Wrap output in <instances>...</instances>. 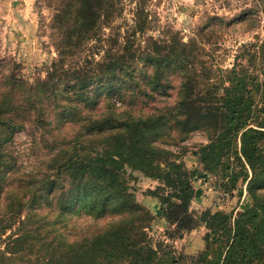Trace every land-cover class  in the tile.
Masks as SVG:
<instances>
[{
  "label": "trees",
  "instance_id": "16d2710c",
  "mask_svg": "<svg viewBox=\"0 0 264 264\" xmlns=\"http://www.w3.org/2000/svg\"><path fill=\"white\" fill-rule=\"evenodd\" d=\"M48 1L57 56L47 66L46 75L33 82L11 73L0 77V147L24 127L26 118L35 126L48 122L42 115L44 98L56 114L74 115L82 100L93 108L89 92L103 76L110 77L107 93L120 95L124 105L119 111L110 107L109 117L93 119L106 122L90 128L97 135L107 131L98 142L99 148L81 152L76 146L71 150L60 147L51 154L49 171L34 183L36 191L6 198L10 209L5 223L18 220V226L0 248V264H182L179 258L167 255L169 244L152 241L148 233L155 214L135 198L130 179L136 170L156 181L145 194L157 198L169 236L182 235L198 225L206 228L202 249L182 254L188 264H264V193L257 192L264 187V111L261 113L254 103L253 85L248 86L249 81L257 82V77L234 66L229 69V84L223 85L216 100L198 102L192 97L195 86L181 84L180 97L172 104L145 112L142 98L168 94L172 85L161 64L169 66L172 60L168 53H161V45L152 36L147 38V46H134V31L141 30L143 20L137 25L134 18L131 31L126 29L120 41L118 27L110 32L105 58L90 72L85 67H65V60L89 38L100 40L104 25L116 27L112 22L121 14L120 0ZM141 10L137 5L138 17ZM257 46L263 48L256 50L260 66L264 39ZM140 58L153 67L149 74L134 77ZM15 90L16 95L22 91L26 96L29 117L21 112L15 116ZM196 128L207 136L194 150L200 169L213 174L222 170L218 175L226 190L240 177L246 181L251 203L243 211L191 207L195 192L192 178L197 169L188 168L180 150L169 145L184 140ZM230 156L239 169L231 168ZM41 199L49 214L46 254L20 261L26 238L38 230V223H32L31 209L22 214L20 208L31 201L39 206ZM73 207L91 223L83 220L75 229L76 219L65 230L63 216Z\"/></svg>",
  "mask_w": 264,
  "mask_h": 264
},
{
  "label": "rangeland",
  "instance_id": "374dc122",
  "mask_svg": "<svg viewBox=\"0 0 264 264\" xmlns=\"http://www.w3.org/2000/svg\"><path fill=\"white\" fill-rule=\"evenodd\" d=\"M49 3L48 0H0V77L3 73H11L33 82L46 75L47 66L57 56L49 27L52 13ZM119 5L121 14L112 22L116 27L112 29L104 25L101 39L89 38L80 50L66 58L65 67H85L90 72L95 70L97 61L105 58L106 49L110 47V32L113 33L118 27L120 41L126 29L131 31L135 24L133 20L137 18V25L143 20V26L141 30L134 31V46L138 43L147 46V38L152 36L161 45V53H168L172 60L169 66L161 64L172 85L168 94L156 95L154 99L147 96L142 98L143 111H153L172 104L180 97L181 84L195 86L192 97L198 102L216 100L222 94L223 85L230 82L229 69L236 66L248 69L247 73L257 77V82L249 81L248 86L253 85L251 93L254 103L263 113L264 61L260 66L257 65L259 58L256 50L263 49L257 48V45L264 39V0H120ZM137 5L142 9L139 17L136 14ZM138 47L141 50L143 46ZM242 54L244 56L240 57ZM152 67L140 58L132 75L149 74ZM124 79H128V76ZM107 87H110V77L103 76L96 80L92 85L93 91L89 92L94 107H87L82 100L76 104L74 115L53 113L54 108L48 103L50 101L44 98L41 103L42 115L48 122L35 126L26 118L24 127L14 132L12 139L0 147V248L7 235L16 232L18 226V220L5 223V214L10 209L6 198L21 196L22 191L27 196L36 191L34 183L49 171L51 154L60 147L71 150L76 146L81 152L99 148L98 142L107 131L97 135L90 128L106 122L93 119L109 117L110 107L119 111L124 105L120 95L107 93ZM14 95L15 116L21 112L29 117V105L24 100L26 96L22 91L16 95V90ZM206 141V132L196 128L189 131L184 140L169 145L172 150H180V157L188 168L197 169L192 178L195 192L191 207L233 213L243 211L251 203L246 181L240 177L235 186L226 190L220 185L222 170L218 175L200 169L194 150ZM229 162L231 168L239 169L233 156L229 157ZM133 175L130 183L134 187L136 200L155 214L148 229L152 241H165L170 247L167 255L179 258L182 264H188L182 254H195L202 249L206 228L198 225L182 235L169 236L167 222L159 213L157 198L145 194V190L154 187L156 181L137 170L133 171ZM257 192L264 193V187ZM40 197L43 199V196ZM42 199L39 206H33L31 201L29 206L19 207L22 214L26 209H31L34 216L32 223H38L37 232L34 229L21 248L25 252L18 257L20 261L28 262L29 259L46 254V232H49L46 219L49 214ZM75 208L64 214L67 225L63 229L69 230L76 219L72 227L75 229L79 228L83 220L91 223L87 220L88 216L77 213Z\"/></svg>",
  "mask_w": 264,
  "mask_h": 264
},
{
  "label": "crops",
  "instance_id": "0c3cea01",
  "mask_svg": "<svg viewBox=\"0 0 264 264\" xmlns=\"http://www.w3.org/2000/svg\"><path fill=\"white\" fill-rule=\"evenodd\" d=\"M189 250V249H188Z\"/></svg>",
  "mask_w": 264,
  "mask_h": 264
}]
</instances>
